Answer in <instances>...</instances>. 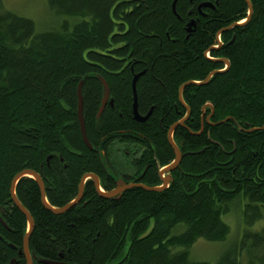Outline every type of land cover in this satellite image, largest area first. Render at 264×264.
Wrapping results in <instances>:
<instances>
[{"label":"trees","instance_id":"16d2710c","mask_svg":"<svg viewBox=\"0 0 264 264\" xmlns=\"http://www.w3.org/2000/svg\"><path fill=\"white\" fill-rule=\"evenodd\" d=\"M173 1L47 0L59 23L37 32L31 19L0 0V264H26L18 252L27 222L10 198L11 182L23 171L38 174L47 203L62 208L87 173L111 190L103 162L109 146L139 141L147 142L152 163L143 182L159 185V168L174 160L167 132L186 114L179 88L226 68L208 57L229 66L205 85L183 88L190 115L172 134L182 159L168 188L108 200L87 181L82 200L56 215L42 205L36 182L23 177L15 195L34 223L28 250L33 264H211L191 261L190 250L200 239L224 242L230 228L222 216L241 200L246 230L214 264H264V226L251 230L264 220V0H249V22L235 27L247 18L244 0H177L175 13ZM190 20L196 29L188 34ZM229 26L233 41L231 31L223 32L225 45L208 56L217 32ZM141 73L137 113L150 116L137 122L131 84ZM101 79L113 107L96 118ZM80 83L92 150L77 117ZM207 115L215 124L204 123L198 133Z\"/></svg>","mask_w":264,"mask_h":264},{"label":"water","instance_id":"95a60500","mask_svg":"<svg viewBox=\"0 0 264 264\" xmlns=\"http://www.w3.org/2000/svg\"><path fill=\"white\" fill-rule=\"evenodd\" d=\"M176 2H177V0H174L173 3H172V11H173V13H175V4H176ZM244 2H245L246 6L248 8L249 16H248L247 20H249L250 15L252 14V5H251L249 0H244ZM208 6H209L208 3H204V4L199 5L198 9H200L201 7H208ZM194 26H195V21L189 22V24L187 26L188 31L192 32L193 29H194ZM213 61H216L217 63L224 64L227 68L229 66L228 65V61H226V60H213ZM224 71H213L206 77V79L203 82H201L199 84L193 83V82H188V83L184 84L183 86H181L179 88V91H178L179 102L186 109L187 114L189 113V109L183 104L182 99H181V93H182V90L185 87V85H187V84L205 85V84L208 83V81L210 80V78L213 75L223 73ZM141 75H143V73L136 75L134 77V80H133V83H132V89H133L132 110H133V115H134L133 119L135 121H137V122L146 121L148 119L149 115H150V113H148L147 116L141 117L137 113V96H136V91H135V83H136L137 79ZM101 82H102V85H103V92H102L101 106H100L99 111H98V117L103 112V109H104L105 104H106V102L108 100V97H109V89H108V86H107L106 82L103 79H101ZM81 85H82V83L79 84V90H78L77 116H78V122H79V125H80V132H81L82 140L84 141L86 146L91 149L90 144H89L88 139H87V135H86V131H85V125H84V120H83V111H82V104L83 103H82V97H81V92H80ZM181 123H182V121L172 125L169 128L168 132H167V141H168L169 146L172 148V151L174 153V157L175 158H174L173 162L169 166H167L165 169H163V170H161L159 172L160 175L168 173V172L174 170L179 165V163L181 161V156L182 155H181L179 149L177 148V146L174 144V142L172 140V134H173L175 128L180 126ZM262 128H264V126ZM262 128H260V129H262ZM23 177H29V178L33 179L36 182V184L38 185L39 190H40L42 205L44 206V208H46L47 210L51 211L53 214H56V215L65 213L67 210H69L70 208L76 206L80 202V200H81V198L83 196L84 183L88 179L93 181L97 193L101 197H103L105 199L114 198L117 194L122 193L123 191H125L127 189L133 188L132 185H128V186L121 187V188L118 187L115 191H112V192H109V193H103L101 191L100 187H99L98 178L96 176L92 175V174H87V175H84L82 177V179H81V181L79 183L78 194H77L76 198L72 202H70L69 204L65 205L64 207L56 209V208L50 207V205L47 203V200L45 198L44 184H43L42 179L40 178V176L38 174H36V173H34L32 171H23V172L19 173L17 176L14 177V179L11 182L10 198H11V201L14 204V206L24 215V217L26 218L27 225H28V231H27L26 235L23 238L22 250L20 251V253L23 254V256L25 257L26 264H32V260H31V257H30L29 251H28V241H29V237H30L31 232H32L33 227H34V223H33V220H32V217L30 216V214L20 204V202L18 201V199L16 198V195H15V186H16L17 182ZM168 181H169V178H167V179L161 178V182H162V186L161 187H156V188H150V187H145V186H138V187L140 189L146 191V192H161V191H163L165 189ZM10 264H12V263H10ZM41 264H64V263L41 261Z\"/></svg>","mask_w":264,"mask_h":264},{"label":"flooded vegetation","instance_id":"af4514ba","mask_svg":"<svg viewBox=\"0 0 264 264\" xmlns=\"http://www.w3.org/2000/svg\"><path fill=\"white\" fill-rule=\"evenodd\" d=\"M188 14L190 16H193L192 19H196V20L199 19V17L196 16L195 14H193L191 10L189 11ZM197 14L200 15V16H204L202 14V11L199 12L197 10ZM239 23H242V22H238L237 24H239ZM195 29H196V23H195V26H194L193 30L195 31ZM232 29H234V28H231V26H229V27L217 32L215 40H216V43L218 44V46L212 45L209 48V50L210 51H219L220 49H222V47L225 45L224 44V40L222 39V33L226 32V31H231ZM191 33L192 32H190V34ZM231 33L232 34H231L230 42L233 41V39H234V34H233L232 31H231ZM209 50L206 51V54L208 56H209ZM208 58L211 61H213V60H226V59H224L222 57H220V58H211V59H210V57H208ZM224 67H225V65H224ZM219 71H221V70H219ZM222 71H224V70H222ZM101 102H102V99H101ZM206 105L207 104H205L204 107L202 108V111H201L202 113L200 115V118H204L205 113H206V109L209 108ZM108 106L113 107V101L110 98V96L108 97V100H107V102L105 104L104 109L106 107H108ZM210 110H211V108H210ZM211 112H212V110H211ZM148 113H150V112H148ZM147 114L145 116H147ZM189 115H190V109H189V113L187 114V112H186L184 118L179 121V122L182 121L180 126H182V127L184 126V123L189 118ZM209 115H211V114H209ZM209 115H207L205 117V121H203V119H201V121L199 122L201 127H200V131L198 133H201L203 131L204 123H206L209 126H213L215 124V123L211 122L212 119L209 118ZM145 116H141V117H145ZM180 126H178V127H180ZM252 130H256V129H252ZM207 135H208V132H207ZM118 145L123 146V148L118 147ZM146 146H147V142L142 143V142H139V141L137 143L130 142V141H128V142H122V141L118 142L117 141V142L112 143L109 146L108 154H106V158L103 159L104 160L103 162H104V165L106 167L105 168L106 169L105 173H106V175L108 177V180L110 179L114 186H113V188L111 190H109L108 192H105V191H103L101 189L100 181H99V187H100L101 191L103 193H109V192L115 191L118 187L121 188V187H125V186H128V185H132L133 188L127 189V190L123 191L122 193L117 194L114 198H109L108 200L119 199L126 192H129V191L134 190V189H140L138 186H145V187H150V188L161 187L162 186L161 178H163V179L169 178V181H168V183H167V185H166L164 190H166L168 188L169 183L172 181V173L177 170V168L180 165L181 161H180L179 165L174 170H172V171H170L168 173H165V174H161L160 175L159 172L161 170L165 169L170 164L167 165V166H164V167H160L159 170H158V178H159L160 184L157 185V186L148 185V184L143 182V178L145 176V173H146L147 169L149 168V166H151L152 163H151L150 160H148L149 159V155L145 156V154H144L145 149L143 147H146ZM102 155L104 156L103 152H102ZM181 159H182V156H181ZM145 162H147V164H144ZM87 174H90V173H87ZM87 174H85V175H87ZM98 180H99V178H98ZM87 181H92V180L88 179ZM92 183H93V181H92ZM93 185H94V183H93ZM94 188H95V186H94ZM83 190H84V188H83ZM163 191H161V192H163ZM82 198H83V196H82ZM82 198H81V200H82Z\"/></svg>","mask_w":264,"mask_h":264},{"label":"rangeland","instance_id":"374dc122","mask_svg":"<svg viewBox=\"0 0 264 264\" xmlns=\"http://www.w3.org/2000/svg\"><path fill=\"white\" fill-rule=\"evenodd\" d=\"M1 2L4 9L16 15L31 19L35 24L37 32L46 31L47 27L59 23V21L52 16L47 5V0H1ZM118 147L123 148L121 145H118ZM239 201L238 209L235 208L232 211L230 210L228 214L222 216L223 221L230 228V233L226 240L224 242L198 240L190 250L191 261H204L214 264L220 255L232 245V241H234L236 237L238 240L241 239L243 232L246 230V226H244L241 216L243 201ZM263 226L264 220L255 224L251 230L256 231Z\"/></svg>","mask_w":264,"mask_h":264},{"label":"bare ground","instance_id":"6f19581e","mask_svg":"<svg viewBox=\"0 0 264 264\" xmlns=\"http://www.w3.org/2000/svg\"><path fill=\"white\" fill-rule=\"evenodd\" d=\"M198 7H199V6H198ZM201 8H203V7H201ZM248 13H249V12H247V18H248V16H249ZM251 15H252V14H251ZM251 15H250V17H251ZM247 18H246L242 23L235 24V25H233L232 27H235V26H238V25H239V26H243V25H245V24L248 23L249 20H250V18H249V20H247ZM191 21H194V20H190V22H191ZM188 24H189V22L186 24V28H185V29H186V32H187L188 34H190L191 31H188V29H187ZM232 27H231V28H232ZM229 29H230V28H229ZM212 62L217 63L216 61H212ZM225 67H226V66H225ZM225 69H227V67H226ZM136 75H138V74H136ZM136 75H135V76H136ZM135 76H134V77H135ZM134 77H133V80H134ZM133 80H132V83H133ZM137 80H138V79H137ZM136 82H137V81H136ZM197 84H199V83H197ZM135 85H136V83H135ZM131 87H132V84H131ZM78 90H79V85H78V88H77V98H78ZM135 91H136V89H135ZM80 92H81V87H80ZM132 94H133V89H132ZM178 95H179V94H178ZM81 97H82V95H81ZM178 97H179V96H178ZM181 99H182V96H181ZM182 102H183V100H182ZM183 104H184V103H183ZM101 114H102V113H101ZM100 116H101V115H100ZM100 116H99V117H100ZM77 117H78V116H77ZM97 117H98V113H97V115H96V118H97ZM99 117H98V118H99ZM80 133H81V132H80ZM81 138H82V136H81ZM172 140H173V139H172ZM82 141H83V140H82ZM173 142H174V141H173ZM83 143H84V141H83ZM174 144H175V143H174ZM84 145L86 146L85 143H84ZM175 145H176V144H175ZM86 147H87V146H86ZM90 147H91V149L88 148V147H87V148H88L89 150H92V146H91V145H90ZM77 194H78V193H77ZM27 231H28V225H27L26 233H27ZM26 233H25V235H26ZM25 235H24V236H25ZM23 238H24V237H23ZM22 241H23V240H22ZM21 250H22V248H21ZM21 250H20V251H21ZM20 251L18 252V255H21ZM28 251H29V250H28ZM29 254H30V253H29ZM22 255H23V254H22ZM30 257H31V260H32V263H33L34 258H33V256H31V255H30ZM34 261H35V260H34ZM41 261H42V260L38 261V263L41 264ZM57 263H60V262H57Z\"/></svg>","mask_w":264,"mask_h":264}]
</instances>
